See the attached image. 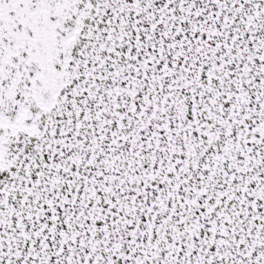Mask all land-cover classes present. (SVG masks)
Returning <instances> with one entry per match:
<instances>
[{
	"label": "snow or ice",
	"instance_id": "obj_1",
	"mask_svg": "<svg viewBox=\"0 0 264 264\" xmlns=\"http://www.w3.org/2000/svg\"><path fill=\"white\" fill-rule=\"evenodd\" d=\"M0 264H264V0H0Z\"/></svg>",
	"mask_w": 264,
	"mask_h": 264
}]
</instances>
